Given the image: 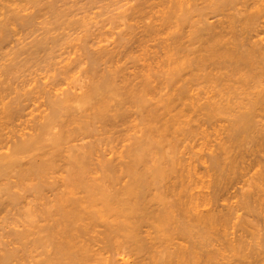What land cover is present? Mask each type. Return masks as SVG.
<instances>
[{"label": "bare ground", "instance_id": "1", "mask_svg": "<svg viewBox=\"0 0 264 264\" xmlns=\"http://www.w3.org/2000/svg\"><path fill=\"white\" fill-rule=\"evenodd\" d=\"M26 1L24 2L26 3ZM31 1L33 2V0ZM157 1L142 0L137 9L138 11L132 15L133 17L131 15L128 16L136 24L130 23L126 25V30L122 31V33L119 32L121 34L117 33V38L115 41L113 39V43L109 41L112 43L110 46L101 45L103 43L101 42L102 40L97 42L98 37L96 39L95 36L98 35H95V38L91 37L92 39L88 37L90 38L89 41L85 39L87 43L83 44L84 53L81 54L83 50V45H81L79 58H77L78 55L77 59L72 58L70 59L71 61L67 60V58L64 59L62 52L61 56H63V62L66 65L62 67L59 65L62 59L58 62L61 68L56 69L55 76L50 77L52 79L51 82H43L41 84L39 80L37 86L36 83L32 89L28 88L29 92L17 95L13 91L11 95L13 89L3 87L6 83L3 79V74L7 72L2 70L3 73H0V181H5L4 178H9L14 171L16 172H14L16 174L15 177L19 181V183H8L9 181H5L7 182L5 184L3 183L4 187L2 186L0 189V214L5 211L11 213L15 209L18 211V206L22 205L19 203L23 201L27 206L26 210H23L28 212L25 214L22 211V216L25 214L27 217H33L34 215L37 217V219L33 217L31 221L28 220L25 223L23 219L22 223L25 225L22 224V229L20 231L17 230V232L16 230L13 231L12 236L14 237L11 236V242L16 245H14V248L11 247L12 249L5 251L2 248L3 253L1 252L2 254H0V264H264V251L261 250L262 248L260 249L261 251L259 250L260 244L264 243L262 242L264 237L258 231H254V229H247L251 227L250 224L255 223L254 221V223H251L253 219L250 218L252 219L250 221L248 218L251 213L253 214L260 207L258 201L262 200L264 196L262 195L264 193V38H259L264 35L261 33L262 31L264 32V3L262 4L261 0H216V2L213 0L212 2L214 3L208 4L209 6L202 8L203 10L201 11L197 5L199 3H196L200 11H198L200 19L197 21L198 19L194 20V14L197 11L193 14V18L190 14L192 10L190 8L192 7L189 4L192 0L188 4L186 3L187 0H183L186 5L182 4V0H180L181 2L179 0V2L171 0L175 5H173V8L170 5L171 11L167 12V15L164 14L166 11H158L160 6H166L165 0ZM63 3H61L62 6ZM7 4L9 3H6L8 7ZM13 5L15 4L13 3ZM184 6H187L190 11H183L182 16L181 14L180 16L178 15L181 17L179 18L176 15L178 12L172 11V9L179 7L178 9L182 11ZM14 8L10 9L13 13L12 18L9 21L7 20V23H3L4 28L2 26L5 37L7 35L5 33L10 32L9 27L14 25L18 15H16L17 11ZM3 9H5V6ZM65 9H67V5ZM195 9L197 10L196 7ZM230 9L232 10L230 11ZM3 11H6V9ZM160 12L165 16L160 14ZM137 13L139 18L134 17ZM211 13L216 14L217 18L222 15L221 18H224L225 21L227 18L228 25L225 21L223 22L224 19L220 20L221 22L217 21L221 23L222 27L224 26L222 23L226 24L224 27L227 31L223 27L221 28L222 31L217 32L216 28H220L219 23L218 27H215V23L213 25V22H209L210 20L207 22ZM227 13L240 17L239 21L236 20L239 24H236L233 20L235 16L231 20V16ZM41 14L43 13L41 12ZM57 15L59 16V13ZM212 15L210 17H215ZM175 16L176 18H174ZM236 17L235 19H238ZM60 19L58 17V20ZM147 19L151 20L150 23L139 26L141 22L145 23ZM21 21H23L22 18ZM69 21L71 22V20ZM75 21L77 20L75 19ZM230 21L234 22L230 23ZM22 23L20 22V24ZM47 24L43 28H47ZM200 24L201 26H199ZM54 25L56 24L52 26ZM180 25L184 29L189 26L187 28V31H189L186 32V29L183 31L182 27V29L178 28ZM28 26L30 25L28 24ZM28 26L24 25L25 28H28ZM35 27L34 25L33 28ZM38 29L40 31V28ZM51 29H46L47 33L44 36L40 32L41 39L33 40L34 44L32 43V46L35 49L29 55L28 63L30 61L34 63L38 61L36 64L42 63L41 65H43L49 60L52 61L53 59L54 61L55 52L53 50L58 46L56 43L60 36L58 38H56L55 34L54 37L48 36L51 35L48 34V32L52 31ZM32 30L34 31L35 29ZM46 30L43 29V31ZM17 31H14L15 34ZM33 33H30V35ZM164 36H167V38ZM8 38V40L11 39L10 37ZM19 38H17V44H20ZM1 39L3 38L1 37ZM24 42H26V39ZM13 49H15V46ZM15 51L17 55V49ZM18 51L21 53V50ZM22 51L26 53L28 50ZM16 55H14L15 58ZM163 56L164 58H162ZM147 58L153 61V65L149 66L146 64L147 66H145V64H139L141 61L146 63ZM64 60H67V62L65 63ZM56 62L55 60L54 64ZM15 63L17 64L18 62ZM163 63L169 66L167 79L162 75L164 73L161 69L164 67H162ZM77 69L80 70L79 73L83 75L82 77L89 81L85 86L80 87L79 93L63 86L66 80L65 77ZM164 79L167 83L162 82ZM10 80L12 81V79ZM179 82L182 83L179 84ZM164 83L171 86V89L176 83L179 84L174 86L176 89L181 87L177 89L179 90L177 91L178 93L174 91L176 95L172 94L173 96L171 97L167 95L169 93H163ZM69 84L71 82L67 83V86ZM77 85L76 87H78ZM194 86H197L195 89L198 91L201 86L203 88L209 87L210 89L206 91L201 89L203 93L206 92L204 94H200V91L197 93L198 98L203 97L204 99L205 94L207 95L205 97L206 100L204 99L205 101L200 102L202 104L205 103L203 105L199 103L202 106L194 101L197 97L196 93H190ZM75 88L74 90H76ZM8 89H11V92L9 91L8 93ZM189 93L192 98L195 95L193 100L189 98L192 100L190 101L193 102V105H197L195 107L199 109L204 108V110H201L204 112H199V115L200 113L203 114L201 119H205L206 116L208 118H206L207 121H215L212 118L219 114L220 117L216 115L217 118L229 115L227 119L229 118L228 120H230L229 124H227L228 120H226L227 123L225 125L223 124L227 127H225L227 140L222 138L225 142L219 143L221 140L218 142L217 148H219L217 151L219 152H215L216 154L214 155L212 153L211 158L209 157V166L208 164V167L205 166V170L207 172L210 171V174L212 170L217 173L214 182L207 180L210 182L209 186L211 188L209 187V190H211L206 191V193H200L201 191L198 192L194 189L197 186L195 184L197 179L194 180L195 173L192 177V172L195 171L193 169L196 167L191 169V165L190 167L188 165L185 169H177V167L172 165L176 162L175 151L178 153L177 148L181 147L178 145L179 139L177 138L180 135H186L188 133L187 130L193 126L188 128L191 123L185 122V120L180 121V118L172 120L171 117L175 115L173 113L172 115L174 116H171L170 113H172V108L174 109V107L182 109L183 105H187L184 104V101L188 99ZM13 94L17 96L13 98ZM10 95L11 99L9 98ZM201 99L199 100L202 101ZM39 106L45 108V110L43 108L45 114L36 115L35 117L34 108L38 110ZM190 107L192 108V106ZM198 108H195V111L198 112ZM186 110L187 106L178 113L181 118L188 114L185 113L188 111ZM195 111L193 110V112ZM205 111L207 113L204 116ZM178 114L177 116H179ZM190 118L189 120H192ZM198 118L205 123L204 119ZM200 121L197 124L203 125ZM219 121L217 123L222 125ZM215 123L212 124L213 127L211 123L209 126L214 129V125L216 127ZM223 125L220 127L224 128ZM193 128L195 129V127ZM213 129L211 130L214 133L219 130L218 126L215 131ZM54 130H57V132L53 133ZM220 130L223 131L225 129L220 128ZM191 132L188 133V136H190ZM76 135L77 137L81 136V141L85 138L86 140L91 138V141L81 142V146L79 144L80 147L78 144L77 147H73L74 149L78 148V150L83 149V151L79 150V153H76V150H72V146H70V149L74 152L71 150L70 152L72 153L67 150L69 153L62 150L59 152L62 146H66L67 140L72 139L73 142L75 141L76 143L77 141L80 143L79 138L76 139ZM169 136L170 138H168ZM47 137H50L51 146L55 147L59 155L62 152L64 154L67 153V155L71 154L67 156V159H63L65 157L63 156L64 154L60 158L63 159L64 164L66 163L68 168L65 169H67L68 173L64 169L62 170L63 167L60 168V163L54 165L53 162L57 161L58 153H56L55 157H52L55 155L53 153L55 149L48 152L46 147H44L47 146L44 144L48 140ZM169 139L171 144H168L170 143ZM73 142L70 141L67 144L70 145ZM100 145L105 146V148L102 146L104 154L99 151V148L101 149ZM125 147L128 150L127 155L124 154L126 153V151L124 152L125 149H123ZM166 147H170L168 150L170 151L171 149V156H169V153L167 154L169 151H166ZM40 149L42 152L46 150L43 152L44 154L39 151ZM118 149H123V152L122 150L118 152ZM36 151L46 158L48 154V158L46 160L41 159L42 161L38 160L39 156L36 155ZM105 152H107L106 156L110 153L113 156L117 154L120 160L121 158H126L124 165L121 164L120 166L118 164L120 161L116 162L120 169L123 168L122 171L117 167V170H120L118 172L116 170L117 164H114L115 159H118V157L115 159L113 157L108 158L105 156ZM96 153H100V158ZM25 159L27 160L24 162L23 160ZM117 159L116 161H118ZM121 162L123 163V160ZM166 162H169V166L172 165L170 169L169 166H167L168 168L166 167L169 170L165 168L168 165ZM204 164L206 165L205 162ZM58 165L62 171L68 174L62 175L61 173V175L68 177H63L62 179L60 175L62 181L56 186L55 181L52 182L55 176L53 180L49 181V179L52 177L51 171L54 166H57L55 167V170H57ZM24 166L27 168H23ZM63 166L66 167L65 165ZM201 167L204 168L203 165ZM98 169L102 170L104 174L97 173L96 170L98 171ZM186 172L189 177L185 174ZM93 173H96L102 179H96L97 175L95 178ZM199 175L197 174V176ZM125 178H128L129 181ZM185 178L188 179L186 180ZM213 178L211 179L213 180ZM123 179L126 180V183L121 181ZM203 180L202 182H204ZM199 181L201 183V180ZM25 182H31V188ZM119 183H122L123 187ZM200 183L197 187L198 190L200 189ZM205 183H201V185ZM18 184L19 187L20 184L26 185L25 191L29 188L25 196L30 192H34L35 196L34 193L33 196L38 198V201L40 200V202H37L34 198L33 204L32 200L30 201L32 208L40 204L36 206V208L40 209V212L37 213L39 216L36 215V209H31L28 206L29 202L24 201L25 198H31L32 193L31 197L24 196V200L19 202L18 194L16 195L19 188L16 189L15 193L13 191ZM201 185L200 187L205 190L204 188L206 187ZM237 185L241 186L235 187ZM64 186L68 190L67 194L70 198L67 196L66 190H63ZM152 188L156 190L157 195H151ZM234 188H238L235 189V196L228 197L227 193H232L230 190ZM54 190H56V193L52 195L53 197L51 196L52 200L46 192L52 193ZM57 191L58 193L61 192L58 196H56ZM78 191L80 194L82 191L84 195H79ZM232 194L229 195L232 196ZM44 196H47L48 200ZM34 202L37 203L34 204ZM17 204L19 205L16 208ZM256 204L259 206L258 208ZM256 212L251 217L256 215ZM246 215H249V217H246ZM258 215L261 216V213ZM258 215H256V219H258ZM243 216L249 221H245ZM256 219L255 221L258 222L259 219ZM262 220L261 218V222ZM11 221H6V223ZM263 222L262 225H264ZM100 226L103 230H98ZM254 226H257V224ZM229 228H232L231 232ZM247 230H253L252 232L256 233L251 232L254 237L258 233L263 238L261 239L259 236H257V239L255 238L256 241L258 238L261 239V241L258 240L261 243L257 242V247L258 243H260L259 248L255 246L256 244H247V239L245 240V238L250 236L248 235L250 231L248 232ZM11 242L8 245H13ZM39 249L42 251L40 250V252ZM225 251L229 255L228 253L224 254ZM40 255H42L41 258L43 259L39 258ZM44 255L45 258L43 257Z\"/></svg>", "mask_w": 264, "mask_h": 264}, {"label": "rangeland", "instance_id": "2", "mask_svg": "<svg viewBox=\"0 0 264 264\" xmlns=\"http://www.w3.org/2000/svg\"><path fill=\"white\" fill-rule=\"evenodd\" d=\"M1 2V5H0V8L2 9H0V23H2V24H0V28H1V30H0V45H1V47H0V73H3V71L2 70H5L7 73H5L4 72V74H3V79L5 80V84H4V88H12L13 90H12V92L8 89V93H9V91L11 92V95H12V93H13V91H14V93L15 94H17V95H21L23 92L24 93H26V92H29L30 90L28 89V88H30V89H32V87L36 84V86L38 85V82H39V80H40V83L42 84L43 82L44 83H47V82H51V78L53 77V76H55V74H56V69H58V68H61L62 66H65L64 65V62H63V56H64V59L65 58H67V60L69 59H72V58H74V59H77V58H79L80 57V55L81 54H83L84 52V45L83 44H86L87 42L86 41H89L90 40V38L91 37H93V38H95L96 37V39H97V37H98V41L97 42H99L100 40H102L101 42H103L101 45H109L110 46V44H112L114 41H115V39L117 38V33L118 34H121L122 33V31H125L126 30V25H129L130 23L131 24H136V22L135 21H132V18L131 19H129L128 18V16H132L133 14H134V12H136V11H138L137 9L139 8V5H140V3H142V0H61V1H59V0H56V1H58L57 3H56V1L55 0H33V2H35V3H33L31 0H0ZM4 1H6V2H4ZM24 1H26V3L24 2ZM32 2V4H34V5H32V4H30V2ZM39 1V2H38ZM155 1V0H154ZM159 1V0H158ZM157 1V2H158ZM164 1V0H163ZM166 1H168V2H170L169 4H168V2L166 3ZM176 1H178V0H176ZM180 1V0H179ZM178 1V2H179ZM191 0H187V4H188V2H190ZM195 1V2H194ZM200 1V2H199ZM213 0H192L191 2H190V7H192V8H190L189 7V5H188V7L190 8V9H192L191 10V12H190V14H191V17L193 18V14L196 12V14H194V20H197V21H199V17H198V14H200L199 12L201 11V10H203L208 4L210 5L211 3H214V2H216V0L214 1V2H212ZM262 2V4L264 3V0H261ZM11 2V3H10ZM23 2V3H22ZM29 2V3H28ZM42 2H43V4H42ZM60 2V3H59ZM63 2H65V3H63ZM181 2V1H180ZM207 2V3H206ZM209 2V3H208ZM5 5H4V4ZM6 3H9V4H7L8 5V7L6 6ZM13 3L15 4V5H13ZM28 3V4H27ZM61 3H63V6H62V4ZM165 4H166V6L167 5H169V6H165V5H162V7L160 6V8H156L158 11H161V12H165L164 14L165 15H167L171 10V6L170 5H172V8H173V5H175V3L174 2H172L171 0H165V2H164ZM173 3V4H172ZM184 3V5H186L185 4V2L182 0V4ZM196 3H199V4H197L198 6H199V9H200V11H199V9H198V7H197V5H196ZM206 3V4H205ZM36 4V5H35ZM43 5V7H42V5ZM44 4H46V6H44ZM55 4V5H54ZM17 5H19V6H17ZM59 5V6H58ZM66 5H67V9H65L66 8ZM194 5H195V7L197 8V10L195 9V7H194ZM202 5V6H201ZM208 5V6H209ZM4 6H5V9H6V11H3V10H5V9H3L4 8ZM14 6H15V8H14ZM19 8V11H18V8ZM21 6V7H20ZM27 6V7H26ZM31 6V7H30ZM35 6H37V7H34ZM48 6V7H47ZM51 6V7H50ZM58 6V7H57ZM207 6V7H208ZM10 7V8H9ZM28 7H29V9H28ZM39 7V8H38ZM65 7V8H64ZM164 7V8H163ZM165 7H166V9H165ZM169 7V8H168ZM187 6H184V10H180V9H178L179 7H177V9L174 7V9H172V11H176V12H178V13H176V15L178 16H180V14H181V16H182V12L183 11H187V10H189V8H188ZM201 7V8H200ZM16 9V11H17V13H16V15L18 14H20L19 16L17 15V17H16V23H15V21H14V25H10L11 27H9V31L11 32V29H12V32L10 33V32H6L5 33V35H6V37L4 36V30H2L3 28H4V24L5 23H7L11 18H12V15H13V13L11 12V10L12 9ZM24 8V9H23ZM52 10H50V9ZM54 8V9H53ZM163 8V9H162ZM194 8V9H193ZM203 8V9H202ZM11 9V10H10ZM40 11H39V10ZM43 9H46V10H43ZM57 9V10H56ZM60 9V10H59ZM31 10V11H30ZM49 10V11H48ZM64 10V11H63ZM69 10V11H68ZM149 10V9H148ZM181 11V13H180V11ZM193 10H195V11H193ZM232 9H230V11H231ZM24 11V12H23ZM37 11H38V13H37ZM52 12V15H51V12ZM57 11H59L58 13H59V16L57 15L58 13H55V12H57ZM61 11V12H60ZM190 11V10H189ZM192 11H193V13H192ZM199 11V12H198ZM228 11V10H227ZM233 11H234V9H233ZM21 12H23V13H21ZM41 12L43 13V14H41ZM47 12V13H46ZM72 12V13H71ZM155 12H157V11H155ZM160 12V14H162L163 15V13H161ZM168 12V13H167ZM12 13V14H11ZM28 13V14H27ZM41 15H40V14ZM55 13V14H54ZM71 13V15H69ZM159 13V12H158ZM158 13H157V15H158ZM233 13V12H232ZM231 13V14H232ZM235 13H237L236 11H235ZM9 14V15H8ZM30 14V15H29ZM50 16H49V15ZM54 14V15H53ZM60 14H64L63 16L62 15H60ZM67 14V15H66ZM159 14V16L161 17V15ZM213 13H211V15H212ZM225 14H226V12H225ZM228 14V13H227ZM229 15V16H231L230 17V19L232 20L233 19V17L235 16V14H233V16L232 15ZM37 15V16H36ZM46 15H48V16H46ZM66 15V16H65ZM75 15V16H74ZM165 15H163V16H165ZM210 15V14H209ZM210 15V16H211ZM227 15V16H228ZM237 15H238V13H237ZM240 15V14H239ZM8 16V17H7ZM21 16H23V17H21ZM33 16V17H32ZM43 16V17H42ZM178 16V17H179ZM200 16V15H199ZM208 17V20L206 19V18H204V19H206L207 20V22L209 21V22H213V25H214V23H215V27L217 26L218 27V23L219 22H221L220 20H223L224 18H221V16L219 15V18H217L218 16L215 14H213L212 16H215V17ZM217 16V17H216ZM52 17H53V19H52ZM57 19H56V18ZM58 17H59V19H60V17H62L60 20H58ZM67 17V18H66ZM72 17H73V19H72ZM133 17V16H132ZM134 17H137V18H139V14L137 13ZM201 17V16H200ZM236 17V16H235ZM235 17H234V21L236 22V24H239L238 23V21H239V18H238V16L236 17V18H238V19H235ZM5 18V19H4ZM19 18H20V21H19ZM21 18H22V20L24 21H21ZM27 18V19H26ZM51 18V19H50ZM64 18H66L65 20H64ZM174 18H176V16L174 17ZM179 18H181V17H179ZM242 18V17H241ZM3 19V20H2ZM30 19V20H29ZM35 19H37V20H35ZM48 19V20H47ZM50 19V20H49ZM55 19V20H54ZM75 19L77 20V21H75ZM178 19V18H177ZM201 19H202V17H201ZM2 20V21H1ZM8 20V21H7ZM17 20H18V23H17ZM25 20H27V21H25ZM30 22H29V21ZM33 20V22H31ZM44 20V21H43ZM69 20H71V22L69 21ZM236 20H238V21H236ZM40 21V22H39ZM51 21V22H50ZM56 21V22H55ZM57 21H59V22H57ZM146 22L145 23H140L141 25H139V26H143L142 24H148V23H150V19H147V20H145ZM175 21H176V19H175ZM201 21V20H200ZM217 21H219V22H217ZM225 21V19L223 20V22ZM234 21H230V23L231 22H234ZM20 22L22 23V24H20ZM29 22V23H28ZM42 22V23H41ZM73 22V23H72ZM76 22V23H75ZM79 22V23H78ZM194 22V21H193ZM4 23V24H3ZM39 23H41V24H39ZM43 23H44V25H43ZM48 23V24H47ZM49 23H51L50 25H49ZM57 23H59V24H57ZM62 23V24H61ZM65 23V24H64ZM71 23V24H70ZM180 23V22H179ZM225 23L227 24V18H226V21H225ZM229 23V22H228ZM16 24V25H15ZM26 25V26H28V24L30 25V26H28V28L26 27H24V25ZM46 24H47V28H43V26H46ZM53 24H56V25H54V26H52ZM226 24H223L222 23V25H224V26H226ZM32 25V26H31ZM36 26L35 28H33V26ZM37 25H39V26H37ZM49 25V26H48ZM62 25V26H61ZM69 25V26H68ZM228 25V24H227ZM2 26H3V28H2ZM14 26H16L15 27V29L16 28H18V29H14ZM56 26V28H54V29H56V30H54L53 29V27H55ZM59 26V27H58ZM182 26H183V24H182ZM181 25H180V27H178V28H180V29H182L183 27H182ZM199 26H201V24L199 25ZM223 26V27H224ZM239 26V25H238ZM23 27V28H22ZM70 29H68V28ZM182 27V28H181ZM189 26H187V28H188ZM219 27L220 28H216L217 30V32H219V31H222L221 30V28H223L222 26H221V23H219ZM38 28H40V31H39V29ZM41 28H42V30H41ZM49 28V30H50V28H52L51 30L52 31H50V33L48 32V34H51V35H48V36H50V37H54V34H55V36H56V38H58L59 36V40H58V42L56 43L58 46L56 47V48H54L55 50H53L54 52H55V54H54V56L56 57V56H59V54H60V56L59 57H54V61H53V59H52V61H48L47 63H44L43 65H41L42 63H38V64H36L38 61H36L35 63L34 62H32V61H30V62H32V63H28L27 61H29V55L32 53V51H33V49H35L33 46H32V43L34 44V42H33V40L35 41V40H38V39H41L42 38V36H44V35H46V33H47V30L46 29H48ZM61 28V29H60ZM187 28L185 27V29L183 28L182 30L184 31H186V32H188L187 31ZM13 29H14V31H17L16 32V34H15V32L13 31ZM26 29H28V30H26ZM32 29H35L34 31L32 30ZM36 29H38V30H36ZM43 29L44 30H46V31H43ZM34 32H32V31ZM60 32H59V31ZM63 30V31H62ZM67 31V33H65L66 31ZM141 30V29H140ZM140 30H138V31H140ZM179 30V29H178ZM224 30H226L227 31V29H225V27H224ZM223 30V31H224ZM1 31H3V32H1ZM28 31H29V33H28ZM55 31H56V33H55ZM69 31V32H68ZM262 31V30H261ZM36 32H37V35H36ZM40 32L42 33L41 35H40ZM62 32H64V33H62ZM119 32H121V33H119ZM168 32H169V30H168ZM168 32H167V36H168ZM30 33H33V34H31L30 35ZM70 33V34H69ZM262 33V35L264 34V32L262 31L261 32ZM16 35V37H15V35ZM25 34V35H24ZM30 36H29V35ZM35 34V35H34ZM66 34V35H65ZM93 34V35H92ZM9 35H11V36H9ZM23 35H24V37H23ZM39 35V36H38ZM53 35V36H52ZM88 35V36H87ZM91 35V36H90ZM95 35H98V36H95ZM4 36V37H3ZM19 36H20V38H19ZM27 36H29V37H27ZM33 36H35V37H33ZM38 36V37H37ZM66 36V37H65ZM86 36H87V38H86ZM95 36V37H94ZM167 36L165 37V38H167ZM1 37L3 38V39H1ZM8 37H10L11 39L10 40H8L9 38ZM14 37V38H13ZM22 37V38H21ZM27 37V38H26ZM88 37H90V38H88ZM17 38H19V43L20 44H17L18 43V39ZM34 38H36V39H34ZM64 38V39H63ZM82 38V39H81ZM259 38H264V35H263V37H259ZM16 41H15V40ZM26 39V42H24V40ZM85 39H87L86 41H85ZM92 39V38H91ZM113 39H114V41H113ZM3 40V41H2ZM23 40V41H22ZM10 41V42H9ZM14 43H13V42ZM29 41V42H28ZM64 43H63V42ZM85 41V42H84ZM112 41V43H110V42ZM2 42H3V44H2ZM10 44H8V43ZM62 42V43H61ZM24 43V44H23ZM29 45H28V44ZM30 43H31V48H30ZM168 43H169V41H168ZM18 45V46H16V45ZM60 44V45H59ZM22 45V46H21ZM63 45V46H62ZM81 45H83L82 46V52H81ZM14 46H15V49H13L14 48ZM12 47V48H11ZM18 47V48H17ZM25 47H26V50H25ZM29 49H28V48ZM58 48V49H57ZM62 48V49H61ZM17 49V53L19 54H17L16 55V50ZM31 49V50H30ZM3 50V51H2ZM18 50H21V53H20V51H18ZM22 50H24V51H27L26 53H23V51ZM4 52V53H3ZM14 52V53H13ZM57 52V53H56ZM63 52V56H61V53ZM81 52V54H79ZM1 53H3V54H1ZM10 53V54H9ZM142 53V52H141ZM6 54V55H5ZM13 54V55H12ZM24 54V55H23ZM27 54V55H26ZM138 54H140V53H138ZM14 55H16V58L18 57V56H20V57H18L17 59L15 58V56ZM26 55V56H25ZM79 55V56H78ZM162 55H163V53H162ZM165 55V54H164ZM3 56V57H2ZM40 56H42V55H40ZM66 56V57H65ZM78 56V57H77ZM4 59H2V58ZM77 57V58H76ZM7 58V59H6ZM15 58V59H14ZM162 58H164V56L162 57ZM2 59V60H1ZM20 59V60H19ZM22 59V60H21ZM61 59H62V61H61ZM165 59H166V57H165ZM12 60H14V61H12ZM25 60V61H24ZM55 60L57 61L55 64H54V62H55ZM67 60L65 61V63L67 62ZM163 60V59H162ZM6 61V62H5ZM7 61H9V62H7ZM11 61V62H10ZM62 63H61V62ZM71 61V60H70ZM164 62H165V60H163ZM15 62H18L17 64L15 63ZM20 62H22V63H20ZM26 62H27V64H26ZM51 62V63H50ZM58 62H60L59 63V65L61 66H59L58 65ZM69 62V61H68ZM124 62V61H123ZM123 62H122V64H123ZM50 63V64H49ZM167 63V62H166ZM4 64H6V65H4ZM9 64V65H8ZM14 64H15V67H14ZM22 64V65H21ZM40 64V65H39ZM62 64V65H61ZM139 64H145V66H147V65H153V61L150 59V60H148V58L146 59V63H145V61H141V62H139ZM147 64V65H146ZM165 63H163V65H162V67L163 68H161L162 70H163V74L162 75H164V78L165 79H167V76H168V74H167V72H169V71H167V70H169V66H168V64L167 65H164ZM2 65H4V66H2ZM8 66V67H7ZM11 66V67H10ZM21 66H22V68H21ZM29 66V67H28ZM131 66V65H130ZM167 66V67H166ZM4 69H3V68ZM11 68V70H10V68ZM17 67V68H16ZM9 70H8V69ZM164 68H165V70H164ZM7 69V70H6ZM20 69V70H19ZM16 70V71H15ZM2 71V72H1ZM79 71L80 70H74L73 72H71L67 77H65L66 78V80H65V83L63 84V86H65L64 88H66V87H68V88H71V89H73V91H77L78 93H79V91L78 90H80V87H83V86H85V84L87 83V82H89L88 81V79L86 80V78L84 77H82L83 75H81L80 73H79ZM11 77H10V76ZM80 75V76H79ZM51 77V78H50ZM2 78V77H1ZM8 78H10V79H12V81L14 82H12L10 79H8ZM61 78H63V77H61ZM82 78V79H81ZM50 79V80H49ZM68 79V80H67ZM84 79V80H83ZM165 79H164V81H162V82H165ZM2 80V79H1ZM8 80V81H7ZM36 80H37V82H36ZM46 80H48V81H46ZM82 80H83V82H82ZM10 81V82H9ZM76 81V82H75ZM7 82H9V83H7ZM27 82V83H26ZM29 82V83H28ZM64 82V81H63ZM71 82V84H69L68 86H67V83H70ZM13 83V84H12ZM165 83H167V82H165ZM164 83V88H163V93L165 92L166 94L167 93H169V94H167V95H170L171 97L174 95H176V93H174V91L175 92H177V91H179V90H177L178 88L180 89V87H178L177 89H176V87H174L176 84H178V83H176L175 85H173V87H172V89H171V86H168V84H165ZM180 83H182V82H179V84ZM8 84V85H7ZM22 84V85H21ZM25 84H27V85H25ZM30 86H29V85ZM77 84H79V85H77ZM178 84V85H179ZM16 85V86H15ZM32 85V86H31ZM76 85L78 86V87H76ZM82 85V86H81ZM168 86V88H167V86ZM178 85H176V86H178ZM23 86H24V88H23ZM29 86V87H28ZM40 86V85H39ZM69 86H71V87H69ZM76 88H75V87ZM162 86H163V84H162ZM21 87V88H20ZM35 87V86H34ZM73 87V88H72ZM170 87V88H169ZM195 87L197 88V86H194V89H193V87H192V92L190 91V93L192 94H194V93H196L195 95L197 96L195 99L196 100H194L195 102H196V104H198V105H200V104H202V103H200V102H203V100L205 99V97L207 96L206 94H205V96H204V99H203V97H200V98H202L201 100L202 101H200L199 99L200 98H198V95H197V93H199V91H200V94H204V93H206V92H204L203 93V91L201 90V89H205V91L208 89V90H210L209 89V87L208 88H203L202 86H201V88H199V86H198V88L200 89L199 91L197 90V89H195ZM20 88V90L18 91V89ZM27 88V89H26ZM74 88L76 89V90H74ZM16 89V90H15ZM171 91H170V90ZM176 89V90H175ZM83 90H84V88H83ZM165 90V91H164ZM197 92H196V91ZM22 91V92H21ZM173 91V92H172ZM20 92V93H19ZM81 92V91H80ZM172 92V93H171ZM202 92V93H201ZM19 93V94H18ZM178 93V92H177ZM190 93H189V97H188V99H186L185 101H184V104H187L186 106H187V112H185V113H188V114H185V116H183V118H181L180 117V115L178 114V113H180L181 111H182V109H184L186 106L185 105H183V108H182V106H181V108L182 109H180V107L179 108H175L174 107V109L172 108V113H170V115L171 116H174V117H171L172 118V120L175 118H180V121H183V120H185V122L186 121H188V123L190 122L191 123V125L188 127V126H186V127H188V128H190L191 126H193V127H195V129L193 128V127H191L189 130H187L188 131V133H190L191 131H193V132H191V134H192V136H191V134H190V136H188V133L186 134V135H180L177 139H179V142H178V145L179 146H181V147H179V149L177 148V150H178V153L175 151V155L176 156H174L175 157V161L178 163L177 165H176V162H175V164L173 163L172 165H174L175 167H177V169H185V168H187V166L189 165V167H190V165H191V169L192 168H194V167H196L195 169H193V170H195V171H193L192 172V177L194 176V173H195V177H193L194 178V180H196L197 182H195V184L197 185L196 186V188L194 187V189L195 190H197L198 192L199 191H201L200 193H206V191H210L209 190V184H210V182H214L215 180H216V177H215V175L217 176V173H215V172H213V170H212V172H211V174H210V171H206L205 169H206V167L205 166H207V164H208V166H209V160H210V158H211V155H212V153H213V155L214 154H216L215 152H219V151H217V149L219 148H217V145L219 144V143H223V142H225V140H223V139H225L226 137V126H224L225 125V123H227V124H229V122H230V120H228L227 119V117L229 116V115H227L226 117H223L222 115V117L221 118H217V117H220V115L219 114H216V115H219V116H217L216 117V115H215V117L214 118H212V119H214L215 121H213L212 119V121H213V123H212V121L210 122V120L209 121H207V117L205 116V114L207 113L206 111H205V113H204V116H205V119L204 118H202V119H204L203 121H205V123H203V122H201L200 120H199V118L198 117H200V119H201V115H202V117H203V114H201L202 112H204V111H201V110H204V108H198V107H195V106H197V105H193V102H191L193 99H194V96L195 95H193V98H192V95H190ZM173 94V95H172ZM199 94V95H200ZM11 95H10V99H11ZM17 95H15V96H17ZM163 95H165V94H163ZM14 96V94H13V98L15 97ZM203 96V95H202ZM165 98H166V96H164ZM171 97H168V98H171ZM164 98V99H165ZM167 98V99H168ZM189 98H191V99H189ZM198 98V99H197ZM166 100V99H165ZM191 100V101H190ZM206 100V99H205ZM204 100V101H205ZM189 102V103H188ZM195 102H194V104H195ZM198 102V103H197ZM200 103V104H199ZM205 103V102H204ZM203 103V104H204ZM202 104V105H203ZM189 105V106H188ZM202 105H200V106H202ZM185 106V107H184ZM190 106H192V108L190 107ZM198 108V112L197 111H195V108ZM199 106V107H200ZM40 107V106H39ZM40 108H42V109H40ZM38 110H36V108H34L35 109V111L33 112L34 113V116L36 117V115L37 116H41V115H44L45 113H44V110H45V108L44 107H40ZM43 108H44V110H43ZM191 108V109H190ZM32 109V108H31ZM190 109V110H189ZM40 110H41V114L39 115V113H40ZM174 110V111H173ZM193 110L195 111V112H193ZM177 112V113H176ZM199 112H201L200 113V115H199ZM36 113V114H35ZM38 113V114H37ZM44 113V114H43ZM174 113V115H172ZM193 113V114H192ZM195 113V114H194ZM198 115H197V114ZM177 114L179 115V116H177ZM187 115V116H186ZM196 115V116H195ZM192 117V118H190V117ZM184 117H186V118H184ZM188 117V118H187ZM167 118H169V117H167ZM189 118L190 119H192V120H189ZM196 118V119H195ZM197 118H198V121H200L201 123H203V125L201 124L200 125V123H198L197 124ZM207 118V119H206ZM224 118H226L225 120H224V122H222L223 121V119ZM170 119V118H169ZM187 119V120H186ZM201 119V120H202ZM218 119V120H217ZM222 119V120H221ZM220 120V121H219ZM226 120H228L227 122H226ZM179 121V120H178ZM217 121H219V123H221L223 126H224V128H222V127H220V126H222V125H219L218 123H217ZM264 121V120H263ZM194 122H196V123H194ZM206 122H208L207 124H206ZM214 122H216L215 124H216V127H215V125H214V129L212 128L213 127V125L212 124H214ZM210 123H211V126L212 127H210L209 125H210ZM226 124V125H227ZM264 124V123H263ZM197 125V126H196ZM200 125V126H199ZM205 125H207V126H205ZM182 127H184L183 125H181ZM203 126V127H202ZM217 126H218V129L220 130V128L221 129H225V130H223V131H217L216 130V128H217ZM185 127V128H186ZM220 127V128H219ZM226 127V128H225ZM192 128H193V130H192ZM198 128V129H197ZM200 128V129H199ZM207 128H208V131H207ZM211 129H213L214 131H215V133L211 130ZM58 130V129H57ZM57 130H54V132L53 133H55V132H57ZM210 130V131H209ZM190 131V132H189ZM195 131V132H194ZM219 132H220V134H219ZM223 132V133H222ZM52 132H51V134H53ZM217 133V134H216ZM225 133V134H224ZM51 134H49V136L51 135ZM222 134H224V135H222ZM78 135V134H77ZM77 135H76V137H77ZM54 136H56V135H54ZM80 136V135H79ZM77 137L76 139H78V140H80V143L79 142H77L76 141V143H75V141L73 142L72 141V139L71 140H67V142H73V143H70V145H68L67 144V142L65 143L66 144V148L64 147V146H62L61 148H60V151L59 152H61V150L62 151H69L70 152V150L72 149V150H76V153H79V150L80 151H83V149H79L78 150V148L77 149H74L75 147H77V144H78V146H79V144H80V146H81V142H88V141H91V138H88L87 140H86V138L85 139H83V141H81V136L80 137ZM137 136H139L138 134H137ZM188 137V138H185V137ZM50 137H52V135L50 136ZM50 137L48 138L47 137V139L49 140L50 139ZM83 138V137H82ZM168 138H170V136L168 137ZM171 138H172V136H171ZM182 138H184V139H186V140H181ZM223 138V139H222ZM90 139V140H89ZM46 141V143H44V144H46L47 146H49V147H47V146H44V147H46V149L48 150V152L50 151V150H52L53 151V149H55V147H53V145L51 146V142H50V140L49 141ZM74 140V139H73ZM85 140V141H84ZM222 142H221V141ZM226 140H227V138H226ZM170 143H168V144H171V140L169 139L168 140ZM182 141V142H181ZM220 141V142H219ZM50 144H49V143ZM219 142V143H218ZM128 143V142H127ZM125 144H126V142H125ZM124 144V145H125ZM180 144H182V145H180ZM74 145V146H73ZM221 145V144H220ZM70 146H72L71 147V149H70ZM79 146V147H80ZM101 146V149L99 148V151L100 152H102L104 149L102 148V146H104V145H100ZM69 147V148H68ZM74 147V148H73ZM124 147V146H123ZM247 147H248V145H247ZM104 148H105V146H104ZM119 148V147H118ZM121 148H122V146H121ZM167 148V147H166ZM168 148H170V147H168ZM168 148H167V150L166 151H169L168 150ZM123 149H125L124 150V152L126 151V153H124V154H126L127 155V151L128 150H126L127 148L125 147V148H123ZM123 149H118V152H121V150H122V152H123ZM44 150V149H43ZM71 150V151H72ZM117 150V149H116ZM39 151H41V149L39 150ZM44 151H46V150H44ZM43 151V152H44ZM66 151V152H67ZM165 151V152H166ZM37 153H36V155H38L39 157V159L38 160H40V161H42V160H46L47 158H48V154H47V158L46 157H44V155H42V154H44L42 151V154L40 153V152H38V151H36ZM59 152H56V149H55V152H53V153H55V155L54 156H52V157H55L56 156V153H58L57 154V157H58V159H57V157H56V159H57V161L55 160H53L54 162V165L56 164L57 165V163H60L59 165H61V167L60 168H62V170L64 169L67 173H68V171H67V169H65V168H68L67 166H66V163L64 164V161H63V159H67V156L68 155H71V154H68L67 155V153H69V152H67V153H65L64 154V152H62V153H60L61 155H59ZM72 152H74V151H72ZM72 152H70V153H72ZM117 152V151H116ZM170 152H172L171 151V149H170V151L169 152H167V154L169 153L170 155L169 156H171V153ZM103 153V152H102ZM106 153L107 152H105V156H106ZM64 154V155H63ZM104 154V153H103ZM109 154V155H108ZM107 155L108 156H106V157H108V158H116V157H118L117 156V154L115 155V153H114V155L115 156H113V154H110V153H108ZM119 154V153H118ZM123 154V153H122ZM122 154H120V156H122ZM173 154V153H172ZM50 155H51V153H50ZM53 155V154H52ZM62 155L63 156H65L63 159H60L61 157H62ZM96 155H99V158H100V153L98 154V153H96ZM102 155V154H101ZM111 155V156H110ZM41 156H43L42 158H41ZM168 156V155H167ZM173 156V155H172ZM96 157H98V156H96ZM95 157V158H96ZM123 157L125 158V156L123 155ZM210 157V158H209ZM49 158H51L50 156H49ZM101 158H103V157H101ZM179 158H181L180 160H179ZM42 159V160H41ZM105 159H107V158H105ZM117 159V158H116ZM116 159H115V162H114V164H117L119 161V165L121 166V164L122 165H124L126 162H124V161H126L125 159H122L121 158V160H120V157H118V161H116ZM174 159V158H173ZM27 159H25V160H23L24 162L26 161ZM61 162H60V161ZM123 160V163L121 162ZM63 162V163H62ZM66 162V161H65ZM117 162V163H116ZM127 162H129L128 160H127ZM174 162V161H173ZM203 162V163H202ZM204 162L206 163V165L204 164ZM167 163V162H166ZM169 163V162H168ZM167 163V164H168ZM191 163V164H190ZM93 164H94V162H93ZM118 164H117V166H116V170L118 169L117 167H119V169H120V166H118ZM197 165V166H195V165ZM204 166V168L203 167H201L202 165ZM59 165H58V168H59ZM63 165H65L66 167H64ZM68 165V164H67ZM171 165V164H170ZM172 165L171 166H169V164L168 165H166L165 166V168L167 167V166H169V169L172 167ZM26 166V165H25ZM23 167V168H27V167ZM69 166V165H68ZM207 166V167H208ZM29 167V166H28ZM55 167H57V166H54V169L51 171V174H52V177H51V175H49L51 178L49 179V181H51V179L53 180L54 178V180L52 181V182H54L55 181V185L57 186L58 185V183L59 182H61L62 180H61V176L63 175V174H65V175H68V174H66L65 173V171H62L60 168L58 169L57 168V170H55ZM70 167V166H69ZM125 167V166H124ZM168 168V167H167ZM166 168V169H167ZM202 168H203V170H202ZM70 169V168H69ZM169 169H167V170H169ZM197 169V170H196ZM200 169V170H199ZM121 171L123 170V168H121L120 169ZM120 170L118 171V172H120ZM188 170V169H187ZM19 171V170H18ZM57 171V172H56ZM61 171V172H60ZM99 171H101V172H99ZM198 171V172H197ZM203 171V172H202ZM15 172V171H14ZM14 172H12V174L10 175L11 176V178H10V176H9V178H4V180L5 181H9L8 183H10V182H18L19 183V181L17 180V177H15V173ZM64 172V173H63ZM96 172L97 173H99V174H101L102 173V170H99L98 169V171L96 170ZM200 172H202V173H200ZM206 172H207V174H206ZM56 173V174H55ZM61 173H62V175H61ZM199 175V174H202V175H199V176H197V174ZM215 173V174H214ZM54 174V175H53ZM102 174H104V173H102ZM185 174H187V172L185 173ZM210 174V176H208ZM214 174V175H213ZM12 175H13V180H12ZM60 177H59V176ZM93 175H95V178H96V173L94 174L93 173ZM93 175H91V176H93ZM55 176V177H54ZM99 175H97V178L96 179H102V177H101V175H100V177L101 178H99L98 177ZM103 176V175H102ZM187 176L189 177V175L187 174ZM186 176V177H187ZM196 176H197V178H196ZM204 176V177H203ZM206 176V177H205ZM15 177V178H14ZM54 177V178H53ZM57 177V178H56ZM63 177H66V176H62V179H63ZM68 177V176H67ZM66 177V178H67ZM209 177V178H208ZM214 177V178H213ZM59 178H60V180H59ZM66 178H64V179H66ZM93 178H94V176H93ZM206 178H208V179H206ZM211 178H213V180L211 179ZM1 179V178H0ZM7 179V180H6ZM56 179H57V181H56ZM126 180L128 179V178H125ZM125 179H123V180H121V181H124V183H126L125 181ZM186 180L188 179V178H185ZM202 179H204L203 181L204 182H202ZM14 180H16V181H14ZM175 180V179H174ZM199 180H201V183H205L207 180L209 181L210 180V182H206L205 184H202L201 185V183H200V181ZM1 181H3V180H1ZM0 181V184L2 183V185H0V189H1V187L3 186V183L5 184V183H7V182H5V181H3V182H1ZM127 181H129V179L127 180ZM194 182H193V184H194ZM26 183V185L27 186H29L30 188H31V182H25ZM31 183V184H30ZM123 183V182H122ZM122 183H119L120 185L122 184ZM123 183V184H124ZM171 183V182H170ZM200 183V185L203 187H206V188H204L205 190H203L201 187H200V185H199V190L197 189V187H198V184ZM118 184V185H119ZM122 184V185H123ZM211 184H213V183H211ZM26 185H24L23 186V184L21 185L20 184V187H19V184L17 185V187H15L14 189L15 190H13L14 191V193L18 190V192H16V195H17V197L19 198V202H20V200H24V196H25V193H27L29 190V188L25 191L24 190V188H26L25 186ZM118 185H116L117 187H118ZM121 185V187H123ZM125 186H126V184H124ZM169 185V184H168ZM205 185H207V186H205ZM212 186V185H211ZM239 186H241V185H237V186H235V187H239ZM4 187V186H3ZM120 187V188H121ZM207 187H208V190H207ZM17 188H19V189H17ZM65 188V189H64ZM119 188V189H120ZM211 188V187H210ZM17 189V190H16ZM62 189V188H61ZM116 189H118V188H116ZM193 189V190H194ZM235 189H238V188H234V189H232V190H230V192L232 191V193H227V196L228 197H234L235 196V194H234V192L236 193V190ZM63 190H66V187L64 186L63 187ZM152 190H153V188H152ZM235 190V191H234ZM19 191H21V192H19ZM25 191V192H24ZM67 191L68 190H66L65 192H66V194H67ZM151 191V190H150ZM196 191V192H197ZM79 192V191H78ZM193 192H195V191H193ZM195 192V193H196ZM31 193L32 192H30V193H28V194H26V196L25 197H28V196H30L31 195ZM34 193V192H33ZM33 193H32V197L31 198H25V200L24 201H26L27 203H28V206H30V208L31 209H36V211L35 210H33V211H35L36 212V215H38L37 213L38 212H40L39 210L40 209H38V207L36 208V206L38 205H35V208H34V206H33V208L31 207L32 206V204H33V200H34V196H35V193H34V196H33ZM53 193V194H52ZM52 193H47L46 192V194H48V196H52V195H54L55 193H56V190H54V191H52ZM61 192H59L58 193V191H57V194H56V196H58L59 194H60ZM112 193H113V191H112ZM152 193V194H151ZM150 194L151 195H157V192H156V190H153L152 192H151ZM79 195H81V196H83L84 194H82V191H81V194H80V192L78 193ZM158 194H159V192H158ZM232 194V196H230V195ZM234 195V196H233ZM262 195H264V193L262 194ZM262 195H261V197H262ZM20 196V197H19ZM67 196H69L68 194H67ZM78 196V195H77ZM226 196V197H227ZM44 197H46L47 198V196H44ZM53 197V196H52ZM51 197V198H52ZM55 197V196H54ZM260 197V198H261ZM69 198H70V196H69ZM32 200V204L30 205V201ZM35 200L37 201V202H40V200L38 201V198H35ZM34 200V201H35ZM47 200H48V198H47ZM52 200H53V198H52ZM51 200V201H52ZM259 200V199H258ZM231 201H233V200H231ZM18 202V203H19ZM37 202H34V204L35 203H37ZM48 202H50V201H48ZM260 204H256V206H257V212H256V215H258V214H260L261 213V216L260 215H258V219H256V215H254L253 217H251V215H253L252 213H251V215H250V217H249V215L247 216L246 215V217H249L248 219H250V218H252V219H250V221H251V223L253 222L254 224H250L251 225V227H249V228H247V229H254V231H258V233L259 234H261L263 237H264V235H263V233L264 232H262L263 230H264V225H262V222H263V220H264V196L262 197V200H260V201H258ZM19 204H22L21 206H18ZM19 204H17L16 205V208H17V206H18V211H17V209H15V211H13V212H11V213H7L5 210V212H1V214H0V254H2L3 253V250H2V248L4 249V251L5 250H7V249H12V248H14L15 246L14 245H16V244H13L12 242H11V238L12 237H14V236H12L13 235V231L14 230H16V232H17V230H21L22 229V224H24L25 222H28V220L29 221H31V219H33V217H36L33 213H32V215H34L33 217H27L25 214H26V212H28V211H24L23 209H25V208H27V206H26V204L22 201V203H19ZM42 204H43V201H42ZM42 204H41V206H42ZM261 204H262V207H261ZM40 205V204H39ZM38 205V206H39ZM22 206H25V207H22ZM29 208V207H28ZM262 208V210H260ZM42 209V208H41ZM26 210V209H25ZM22 211H24V215L22 216ZM263 212V213H262ZM7 213V214H6ZM5 214H6V216H5ZM8 214H10V215H8ZM21 214V215H20ZM27 214H29V213H27ZM40 214V213H39ZM263 214V215H262ZM4 215V216H3ZM8 215V216H7ZM39 216V215H38ZM245 216V215H244ZM243 216V219L245 220V221H249V220H246L245 219V217ZM259 216H260V218H259ZM25 217V218H24ZM255 217V218H254ZM6 219V220H4V219ZM8 218V219H7ZM28 218H30V219H28ZM261 218L263 219L262 220V222H261ZM25 221H24V220ZM36 219H37V217H36ZM255 219L256 220H258V222L257 221H255ZM12 220V221H11ZM34 220H35V218H34ZM34 220H33V222H34ZM6 221H11V222H8V223H6ZM22 221H24V223H22ZM36 221V220H35ZM2 222V223H1ZM258 223H260L261 224V227H260V224H258ZM5 224H7V225H5ZM43 224V223H42ZM255 224H257V226H254ZM263 224H264V222H263ZM25 225V224H24ZM256 228H254V227ZM259 226V227H258ZM4 227V228H3ZM231 227V226H230ZM258 228V229H257ZM2 229V230H1ZM103 230V228L100 226L99 228H98V230ZM5 230V231H4ZM9 230V231H8ZM23 230H24V228H23ZM231 230H232V228H229V231L231 232ZM18 231V232H19ZM248 231V230H247ZM250 231V230H249ZM248 231V232H249ZM253 231V230H252ZM252 231H250L249 232V234H248V232H246L248 235H250V236H252L251 237V239H249V237L250 236H248V238H245V240H246V242H247V244L248 243H250V245H255L256 247H257V242H260L261 241V239H263L261 236H259L258 235V233H257V236H259L260 238H258V240H260V241H256V239H257V236L256 237H254V235L252 234V233H254V232H252ZM12 233V234H10V233ZM252 232V233H251ZM260 232H262V233H260ZM8 233V234H7ZM246 234V235H247ZM252 234V235H251ZM254 234H256V233H254ZM3 235H5L4 237H3ZM7 235V236H6ZM245 235V237H247ZM12 236V237H11ZM256 238V239H255ZM7 241V242H4V241ZM9 240V241H8ZM251 240V241H250ZM12 243L13 245H11V244H9L10 245V247H9V245H8V243ZM252 242V243H251ZM262 242H264V240H262ZM4 243V244H3ZM261 243V242H260ZM260 243H258V247L257 248H259V244ZM6 244V245H5ZM261 246H260V248H259V250L261 249L262 251H264V243H261L260 244ZM216 246V245H215ZM12 247V248H11ZM252 247H254V246H252ZM255 247V248H256ZM6 248V249H5ZM256 248V249H257ZM2 250V251H1ZM41 249H39V251H40ZM259 250H256L257 252L259 251ZM260 250V251H261ZM42 251V250H41ZM40 251V252H41ZM259 251V252H260ZM2 252V253H1ZM39 253V252H38ZM227 254L228 252H224V254ZM36 254V253H35ZM228 255H229V253H228ZM41 256L42 255H40V257L39 258H41ZM44 258H45V255L43 256ZM38 259V258H37ZM41 259H43V258H41ZM39 261H40V259H39ZM42 261V260H41Z\"/></svg>", "mask_w": 264, "mask_h": 264}]
</instances>
